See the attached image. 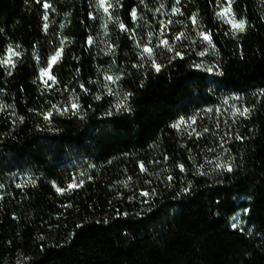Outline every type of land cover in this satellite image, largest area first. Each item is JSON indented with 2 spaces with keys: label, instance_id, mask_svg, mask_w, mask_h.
Instances as JSON below:
<instances>
[{
  "label": "trees",
  "instance_id": "trees-1",
  "mask_svg": "<svg viewBox=\"0 0 264 264\" xmlns=\"http://www.w3.org/2000/svg\"><path fill=\"white\" fill-rule=\"evenodd\" d=\"M0 264H264V0H0Z\"/></svg>",
  "mask_w": 264,
  "mask_h": 264
},
{
  "label": "rangeland",
  "instance_id": "rangeland-1",
  "mask_svg": "<svg viewBox=\"0 0 264 264\" xmlns=\"http://www.w3.org/2000/svg\"><path fill=\"white\" fill-rule=\"evenodd\" d=\"M221 14L227 20V22L232 25L233 29L238 30V28H236L235 25L242 24L241 22H239V21L237 22L235 17L225 10H223Z\"/></svg>",
  "mask_w": 264,
  "mask_h": 264
},
{
  "label": "snow or ice",
  "instance_id": "snow-or-ice-1",
  "mask_svg": "<svg viewBox=\"0 0 264 264\" xmlns=\"http://www.w3.org/2000/svg\"><path fill=\"white\" fill-rule=\"evenodd\" d=\"M133 15H135V13H133ZM235 27L238 28L241 31L243 30V25L242 24H237V25H235Z\"/></svg>",
  "mask_w": 264,
  "mask_h": 264
}]
</instances>
